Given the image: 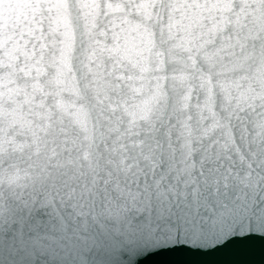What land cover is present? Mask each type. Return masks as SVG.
<instances>
[{
    "label": "clouds",
    "instance_id": "obj_1",
    "mask_svg": "<svg viewBox=\"0 0 264 264\" xmlns=\"http://www.w3.org/2000/svg\"><path fill=\"white\" fill-rule=\"evenodd\" d=\"M165 144L182 156L172 198L134 202L124 161ZM210 173L236 182L237 209L264 192V0H31L0 28L4 234L35 201L59 203L65 229L110 237L86 250L95 264H127L141 238L215 211L201 191Z\"/></svg>",
    "mask_w": 264,
    "mask_h": 264
},
{
    "label": "water",
    "instance_id": "obj_2",
    "mask_svg": "<svg viewBox=\"0 0 264 264\" xmlns=\"http://www.w3.org/2000/svg\"><path fill=\"white\" fill-rule=\"evenodd\" d=\"M30 2L0 0V28L26 17ZM70 2L75 10L77 3L88 4L94 0ZM175 148V144L172 148L165 144L163 149L145 147L142 151L129 152L124 163L132 165L136 173L122 181L129 199L137 202L135 198L139 197V200L155 201L157 193L162 190L169 199L172 198L169 187L174 183L176 170L182 167L181 153ZM208 167L211 165L206 166V173ZM213 180L217 183H210ZM227 183L231 186L226 187L218 173L208 174L207 180L201 183V191L216 201L213 203L215 211L200 208L191 218L178 224L175 231H162L159 239L141 238L140 243L144 246L124 253L123 260L127 264H264V235L261 234L264 233V200H261L264 192H249L246 199L251 203L254 197L256 203L251 209L247 204L237 209L236 204L240 201L237 200L236 204L232 201L238 186L231 177ZM175 189L179 203L182 199L179 193L183 189L179 184ZM104 195L101 193L102 197ZM180 208L184 205L180 204ZM173 209H176V204H173ZM66 219V212L59 203L52 209L42 206L37 200L30 208L18 211L15 223L7 233L0 230V264H82L84 255H88L91 264H95L92 254L86 250L91 247L95 253L97 248L111 243L110 237L98 229L85 231L78 223L65 229L63 221ZM68 222L72 223L71 220Z\"/></svg>",
    "mask_w": 264,
    "mask_h": 264
}]
</instances>
